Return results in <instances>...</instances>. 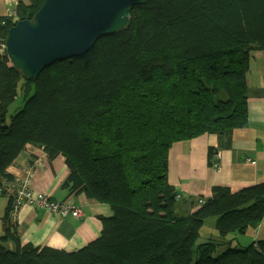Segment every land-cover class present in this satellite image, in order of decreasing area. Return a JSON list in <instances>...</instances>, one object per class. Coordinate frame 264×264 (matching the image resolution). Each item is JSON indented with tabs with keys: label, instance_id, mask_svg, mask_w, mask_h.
<instances>
[{
	"label": "trees",
	"instance_id": "16d2710c",
	"mask_svg": "<svg viewBox=\"0 0 264 264\" xmlns=\"http://www.w3.org/2000/svg\"><path fill=\"white\" fill-rule=\"evenodd\" d=\"M26 1L0 18V185L31 147L50 161L62 156V188L114 215L101 218L97 240L66 252L23 245L9 201L0 264H264V241L231 247L264 221V183L215 187L184 215L168 175L174 144L249 126L247 76L253 52L264 51V0H149L123 31L35 80L5 50L9 30L46 0ZM19 96L23 106L11 112ZM211 218L218 236L203 239Z\"/></svg>",
	"mask_w": 264,
	"mask_h": 264
},
{
	"label": "crops",
	"instance_id": "0c3cea01",
	"mask_svg": "<svg viewBox=\"0 0 264 264\" xmlns=\"http://www.w3.org/2000/svg\"><path fill=\"white\" fill-rule=\"evenodd\" d=\"M20 1L26 0H0V18L14 15L15 7ZM1 54L2 50H0ZM247 85L249 111L247 128L235 130L230 137L204 135L191 141L176 143L170 149L169 183L179 193L180 212L184 215L195 213L200 207L199 201L210 199L215 187L230 188L232 192H237L264 183V51L262 50L253 52ZM211 149L215 154L220 153L222 156L219 170L210 165ZM29 150L7 170L10 180L25 172H31L32 190L36 196L47 195L55 201L75 204L82 208L84 217L80 220L63 219L61 214H53L26 205L20 209L16 220H12V223L18 227L21 243L75 252L97 240L103 231L101 218L112 217L114 215L112 208L89 199L85 194L71 195L62 188L63 182L69 175L66 161L62 156L50 161L42 151L34 148ZM248 160L253 163H248ZM8 207L7 198L6 212ZM5 215L0 218L3 223L1 235H4ZM262 231L263 228L259 234L250 232L244 235V238L260 240Z\"/></svg>",
	"mask_w": 264,
	"mask_h": 264
},
{
	"label": "water",
	"instance_id": "95a60500",
	"mask_svg": "<svg viewBox=\"0 0 264 264\" xmlns=\"http://www.w3.org/2000/svg\"><path fill=\"white\" fill-rule=\"evenodd\" d=\"M149 0H46L32 20L8 33L5 50L27 80L56 62L86 55L102 37L123 31L131 10Z\"/></svg>",
	"mask_w": 264,
	"mask_h": 264
},
{
	"label": "built area",
	"instance_id": "2783aa9c",
	"mask_svg": "<svg viewBox=\"0 0 264 264\" xmlns=\"http://www.w3.org/2000/svg\"><path fill=\"white\" fill-rule=\"evenodd\" d=\"M221 159L222 156L220 153L214 154L210 161V165L214 169L219 170L221 167ZM248 163L253 162L248 160ZM0 189L10 201L12 209L11 218L12 220L14 219L13 221L16 220L20 209L26 205L42 209L53 214H61L63 219L71 218L74 220H80L84 217L82 208L75 204L55 201L47 195L36 196L32 190L31 172H25L22 175H18L11 181H2ZM199 204H205V200H200Z\"/></svg>",
	"mask_w": 264,
	"mask_h": 264
},
{
	"label": "rangeland",
	"instance_id": "374dc122",
	"mask_svg": "<svg viewBox=\"0 0 264 264\" xmlns=\"http://www.w3.org/2000/svg\"><path fill=\"white\" fill-rule=\"evenodd\" d=\"M23 97L19 96V98L17 99V102L14 104V106L12 107L11 109V112L12 111H15L16 108H20L23 106ZM163 170V166L162 164H158L156 167H155V170H154V174H159L161 173ZM6 201H7V198L5 195H1L0 194V218H2L4 215H5V212H6V208H5V204H6ZM216 219L214 218H211L209 219L206 224H205V227L203 229V239H205L207 236H212L213 238L217 237L218 236V231L216 229ZM263 228V231H262V237L260 238V240L257 238V239H251L249 237H247L246 239L244 238V235H240V234H236V237H238V241H235L233 246V248H240L241 244H240V241L241 243L243 244V247H248L250 246L252 243H254L255 241H264V221L262 222L261 226L258 227L256 230L255 229H251L250 232H252V234H259L260 233V230ZM3 231V223H2V220L0 219V234L2 233ZM250 232L248 234H250ZM247 234V235H248ZM233 238V237H232ZM240 239V240H239ZM246 240V241H245ZM226 250V247H222L220 249V252H223Z\"/></svg>",
	"mask_w": 264,
	"mask_h": 264
}]
</instances>
